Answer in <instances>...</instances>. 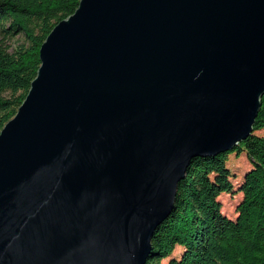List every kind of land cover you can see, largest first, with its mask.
<instances>
[{
	"label": "water",
	"instance_id": "95a60500",
	"mask_svg": "<svg viewBox=\"0 0 264 264\" xmlns=\"http://www.w3.org/2000/svg\"><path fill=\"white\" fill-rule=\"evenodd\" d=\"M0 130V264H145L195 157L264 95V0H79Z\"/></svg>",
	"mask_w": 264,
	"mask_h": 264
},
{
	"label": "trees",
	"instance_id": "16d2710c",
	"mask_svg": "<svg viewBox=\"0 0 264 264\" xmlns=\"http://www.w3.org/2000/svg\"><path fill=\"white\" fill-rule=\"evenodd\" d=\"M79 0H0V130L23 101L40 64L39 48ZM22 38L12 45L7 41ZM264 95L252 133L232 150L191 160L179 182L173 211L155 230L145 264H264ZM250 167L234 183L229 154ZM241 192L234 218L219 195ZM176 246L183 251L173 256ZM167 259L166 263L163 262Z\"/></svg>",
	"mask_w": 264,
	"mask_h": 264
},
{
	"label": "rangeland",
	"instance_id": "374dc122",
	"mask_svg": "<svg viewBox=\"0 0 264 264\" xmlns=\"http://www.w3.org/2000/svg\"><path fill=\"white\" fill-rule=\"evenodd\" d=\"M21 41H22V38L14 37L12 39H9L7 42L12 45H15L17 43H20ZM255 133L264 136V129L257 130L255 131ZM227 164L231 168L232 175H233L231 180L234 183L239 181L242 177L243 172L249 169L250 167L249 160L243 153H240L239 155L234 154V153L229 154L228 159H227ZM218 197L222 205L221 206L222 212L228 217L234 218V216L236 215L235 207L241 198V192H237V190H234L231 193L223 192ZM182 251L183 249L181 246H176L173 251V256L179 257ZM166 261L167 259L163 260L164 263H166Z\"/></svg>",
	"mask_w": 264,
	"mask_h": 264
}]
</instances>
